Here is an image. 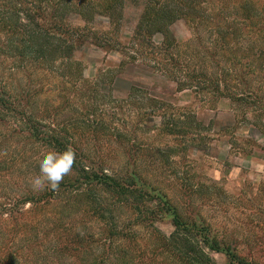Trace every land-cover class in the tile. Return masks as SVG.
Instances as JSON below:
<instances>
[{
	"label": "rangeland",
	"instance_id": "1",
	"mask_svg": "<svg viewBox=\"0 0 264 264\" xmlns=\"http://www.w3.org/2000/svg\"><path fill=\"white\" fill-rule=\"evenodd\" d=\"M239 1L263 15L264 0L226 1L231 18L238 13L232 27L245 28L247 33L239 34L248 36L233 34L225 47L218 29H197L178 19L170 26L173 56L157 50L162 66L148 58L145 42L132 45L145 0H127L117 24L100 14L85 24L72 13V26H86L89 37L74 57L82 77L64 79L55 69L12 55L1 25L11 5L0 0V264L7 259L10 264H171L163 242L175 231L174 208L186 222L198 221L224 245L264 264V55L259 56L264 41L255 43L263 23L246 20ZM152 42L161 45L162 36L154 35ZM171 58L182 66L172 68L182 71L176 77L191 86L179 90L174 77L165 76L161 68ZM121 60L126 64L120 70ZM27 117L39 121L46 135L55 129L86 157L85 165L113 177L125 194L115 196L113 188L93 179L61 192L68 177L77 176L73 167L47 204L21 203L28 191H46L34 190L30 180L39 174L40 152L55 149L27 136ZM130 167L140 176V188L127 177ZM149 187L153 192L144 197ZM86 196L101 203L103 216L79 212ZM166 200L172 209L161 212ZM57 224L70 230L53 233ZM112 230L131 240L117 236L106 259ZM40 232L51 233L45 238ZM70 233H79L85 248H68ZM36 239L42 242L32 253ZM211 256L224 261L222 254Z\"/></svg>",
	"mask_w": 264,
	"mask_h": 264
},
{
	"label": "trees",
	"instance_id": "2",
	"mask_svg": "<svg viewBox=\"0 0 264 264\" xmlns=\"http://www.w3.org/2000/svg\"><path fill=\"white\" fill-rule=\"evenodd\" d=\"M3 1L9 6L11 5L10 8L8 6L9 9L6 10L7 13H4L5 15L1 18V25L4 33L9 36L7 39V47L9 51L12 52V55L22 56L25 58L22 60L30 66L40 64L44 65V68L55 69L61 73V76L64 79H67V77L75 75L77 78L82 77L81 62L74 60V57L76 51L86 43L89 37L86 26H72L73 19L71 14L74 13L80 20H83L85 24H88L91 20H93L96 14L107 16L111 23L117 24L119 19L122 17V8L127 0ZM131 1L136 2L137 0ZM226 1L227 0H221V4L218 5L215 0H145L142 11L133 29L131 37L132 45L135 47L136 45L145 42L151 50L150 53L146 54L148 58H155V60L153 59L155 61L154 64H156V66H162L161 61H157L158 55L160 54L157 53V50H160L161 53H163V51L164 53L167 52V56H173L175 50L172 48H174L175 39L170 26L178 19H183L190 25L192 24L195 26L197 29L199 26H201V28L208 27L213 31L218 29L220 35L219 33H216L219 39L225 43L226 47L228 44L230 45V39L233 34H236L237 37L235 38L240 39L244 33H247L245 28H240L239 31V29L237 30L232 27L233 24L231 19L237 20L235 18H237L238 13H234V19L231 18L233 11L229 7L230 2L226 3ZM248 3V1H239L240 8L244 10V16L247 18L246 20H253L256 18L260 19L263 23L257 30L258 40H255V43L258 44L261 43V41H264V14L262 15V13L258 11L252 13L251 8L249 7L250 3L249 5ZM241 31H244L242 35L239 34ZM156 34H160L162 36V43L159 46L152 42V38ZM245 36L248 35L245 34L243 37ZM93 38H95V42H99V37L94 35ZM15 50L16 52H14ZM165 55L166 54H164V56ZM260 55H264V46L259 48V56ZM130 57L133 61L135 60V57ZM170 60L173 62H170V64L165 63L166 69H163L164 67H160L162 70H165V76L174 77L179 90L191 86L190 81L186 83L183 79L176 77L178 73L181 75L182 71L174 73L172 68L181 69L182 66H180L173 58ZM125 64V60L120 61V70ZM156 66L153 68L156 69ZM190 78L192 77L190 76ZM133 89L134 87L131 88V90ZM1 101H3L2 96H0V103ZM24 104L25 106H29L28 101H24ZM29 118L30 117L24 118L23 122L27 131V136L30 139L35 141L38 139H44L46 144H50L51 147L55 148L57 151H63L65 149L67 143H65L64 138L57 135L55 129H51V133L46 135L47 133H43L44 131L41 129V123H39V121H30ZM78 153L79 152L75 151L76 159L73 165L74 174L76 173L77 176L74 178L68 177L69 182L72 181L73 183L68 182L67 186L59 188L62 190L61 192L65 193L66 190L72 186L75 187L85 185L89 179H93L99 184H104L107 187L113 188L115 196L121 193L125 194L124 185L118 184L113 177H109L103 173V171L97 173L96 169L89 167V165H85L84 163L86 162V157L84 156L82 158L80 156L81 154ZM132 168L130 167L126 171L127 177L129 176L128 178H130L133 186L140 188V176L135 172V169ZM143 186L144 184H141V187ZM127 188L128 187L126 186V189ZM45 190L46 191L42 194L39 192L33 193L32 191H28L25 194V197H21L20 202H27L32 206L47 204L50 197L52 198L57 190L54 191L50 188H45ZM47 191H49L48 194L46 193ZM141 192L142 191L140 190V193ZM152 192V188L149 187L147 191L145 190L141 194L144 197L149 198ZM130 194L132 196L136 195L133 188H131ZM158 194L159 196L161 195L160 193ZM82 202L84 203L83 206L78 209L81 214L90 213L89 211L92 210L93 216H103L101 213L104 209L100 205L101 203L95 202L89 196L84 197ZM167 202L168 201L166 200L163 203L164 207L161 209V212L165 211L164 208L169 209L167 210L168 212L172 209ZM51 205L54 204L52 203ZM16 212L17 211L15 209H9L7 213L16 215ZM170 213L173 216L172 220L175 231L170 238L165 241V243L163 242V244L168 249L174 261L171 264H260L240 255L236 250L231 249L229 246L224 245L222 240H218L216 236H212L210 234L207 227L203 225L201 227L198 221L194 220L193 222H186L179 217L175 208L171 210ZM57 225H54L55 227L52 230L53 233L60 227L66 231L70 230L67 226L63 227V224ZM42 233L43 234L40 232L41 236L47 238L51 232H49V234L48 232ZM107 236L106 240H108V243L107 245L105 244L106 259H108L114 248L113 243L117 236L124 237L127 241L131 240V238L127 237L124 233L117 232L115 230L108 232ZM87 237L88 240H86V242L91 243V236L89 235ZM81 240L82 239L79 233L74 236L70 233L65 237L68 248L74 251L81 250V246H83L81 245ZM41 242L42 240L37 241L36 239L33 244L34 247L31 248L32 253L36 251L35 248H37V246L41 245ZM72 246H75V248L72 249ZM83 247L85 248V246ZM211 253L222 254L224 261L219 262L214 260ZM8 257L9 254H7L6 258ZM126 263L124 262L123 264ZM6 264H10L8 259ZM113 264H120V262Z\"/></svg>",
	"mask_w": 264,
	"mask_h": 264
},
{
	"label": "clouds",
	"instance_id": "3",
	"mask_svg": "<svg viewBox=\"0 0 264 264\" xmlns=\"http://www.w3.org/2000/svg\"><path fill=\"white\" fill-rule=\"evenodd\" d=\"M75 151L69 144L63 151L47 149L38 156L39 174L31 178L34 190L43 191L45 188L57 190L64 178L72 172L75 163Z\"/></svg>",
	"mask_w": 264,
	"mask_h": 264
},
{
	"label": "crops",
	"instance_id": "4",
	"mask_svg": "<svg viewBox=\"0 0 264 264\" xmlns=\"http://www.w3.org/2000/svg\"><path fill=\"white\" fill-rule=\"evenodd\" d=\"M252 161L257 162V164L260 163V160H258L256 158H253Z\"/></svg>",
	"mask_w": 264,
	"mask_h": 264
}]
</instances>
